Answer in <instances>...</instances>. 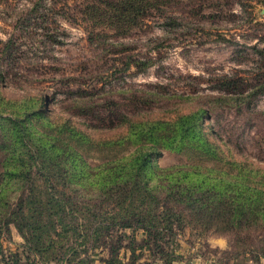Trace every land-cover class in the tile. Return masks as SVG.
<instances>
[{
	"label": "rangeland",
	"instance_id": "obj_1",
	"mask_svg": "<svg viewBox=\"0 0 264 264\" xmlns=\"http://www.w3.org/2000/svg\"><path fill=\"white\" fill-rule=\"evenodd\" d=\"M195 111L202 160L135 140ZM78 136L86 174L48 175L77 165L60 146ZM140 149L155 151L161 198L169 171H200L234 197L264 188V0H0V264H264V219L206 227L165 201L173 232L146 243L101 182L108 161ZM52 195L76 218L53 215Z\"/></svg>",
	"mask_w": 264,
	"mask_h": 264
},
{
	"label": "trees",
	"instance_id": "obj_2",
	"mask_svg": "<svg viewBox=\"0 0 264 264\" xmlns=\"http://www.w3.org/2000/svg\"><path fill=\"white\" fill-rule=\"evenodd\" d=\"M136 8H141L138 9L140 10L138 12H144L141 6ZM200 113L199 111H195L178 117L174 122V126L177 129L175 133L172 131L157 132L159 131L157 125L147 123L142 127V131L135 134V140L140 145L146 142H153L155 146L156 144H162V146L174 148V150L179 151L187 157H193L192 154H194L202 160L201 158H205V155L197 152L195 147L189 145L199 131L198 120L202 117V113ZM74 135L76 133L71 134V137ZM78 139L81 141V145L78 144L79 146L77 147L66 143L60 146L63 154H70L67 151L76 150L71 153L73 154L72 164L77 163L78 166L75 165L72 171L69 172L71 168H66L67 166H60V168L56 169L55 165L52 164L50 166L51 173H48V175L55 174V176L64 179V175L70 173L74 176L73 178L80 179L86 174V169L78 164L77 160V158H80L82 164L86 162V160L81 159L83 158L82 155L84 156L86 152L80 151L82 144H84L82 141L86 139L79 136ZM204 143L207 144L206 142ZM105 144L109 145V142H105ZM113 154L112 152H108L109 156H115ZM153 154H155V151L140 149L131 155L122 157L121 160L112 159L108 161L103 166V179L101 181L104 194H108L111 197L115 207L122 206V208H126L127 213L130 212L132 218L136 217L137 221L135 225L147 231L148 238L146 239V243L153 242V245L160 248L164 238L173 232L174 222H172L171 218L174 214L169 215L167 212L159 209L163 201L189 209L195 223L206 227L218 223L216 225L217 228L224 227L231 230L237 226L243 227L247 225L249 227L250 225L251 227L252 225L259 224L264 219L263 187L251 189L250 185L245 184L244 186L247 187L245 195L243 193L235 197L226 193L224 195L222 188L213 184L210 181L211 178L200 171L190 173L192 175H197L198 173V176L191 180H188V172L185 170L179 171L181 176H179V173L176 174L175 171H169L166 174V177L170 178L166 185L165 195L163 198L159 197L149 184L151 165L154 160L152 158ZM236 184L237 182L229 183L228 187L224 189H229L230 191L231 189L236 190L240 186ZM50 188L53 190L55 187L54 185H50ZM248 188L253 191L251 195L248 194V191H250L247 190ZM111 194H115L116 197ZM64 195L58 197H55V195L51 196L50 203L54 209L53 215L58 216V212H60L64 217L76 218V206L73 207ZM124 204L127 206L124 207ZM111 220H114L113 223L108 225L102 223L97 227H113L114 222L117 221H115V217ZM58 221L60 222L59 217ZM120 226L128 225L121 223ZM150 227H156V229H151ZM159 241L161 242L158 243ZM132 250L136 253V248L132 247Z\"/></svg>",
	"mask_w": 264,
	"mask_h": 264
}]
</instances>
